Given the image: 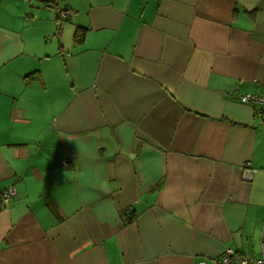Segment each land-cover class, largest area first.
Returning <instances> with one entry per match:
<instances>
[{"label": "crops", "instance_id": "obj_1", "mask_svg": "<svg viewBox=\"0 0 264 264\" xmlns=\"http://www.w3.org/2000/svg\"><path fill=\"white\" fill-rule=\"evenodd\" d=\"M245 93L264 94V0H0V264L260 257Z\"/></svg>", "mask_w": 264, "mask_h": 264}, {"label": "built area", "instance_id": "obj_2", "mask_svg": "<svg viewBox=\"0 0 264 264\" xmlns=\"http://www.w3.org/2000/svg\"><path fill=\"white\" fill-rule=\"evenodd\" d=\"M47 1V0H46ZM61 17H70L74 14L73 11L65 9L59 12ZM239 99L243 103H256L257 109L255 113L257 116L264 118V94H240ZM247 165H249L247 163ZM253 169L245 166L243 172L244 177L247 178L253 173ZM15 190L13 187L8 186L0 191V202H7L13 195ZM260 257H255L243 252L235 251L233 249L225 250L220 256L217 257H202L195 264H264V243L261 245Z\"/></svg>", "mask_w": 264, "mask_h": 264}, {"label": "trees", "instance_id": "obj_3", "mask_svg": "<svg viewBox=\"0 0 264 264\" xmlns=\"http://www.w3.org/2000/svg\"><path fill=\"white\" fill-rule=\"evenodd\" d=\"M131 213L132 212L129 209H124L121 212V217L124 224L131 222V220L133 219L134 215H132Z\"/></svg>", "mask_w": 264, "mask_h": 264}]
</instances>
